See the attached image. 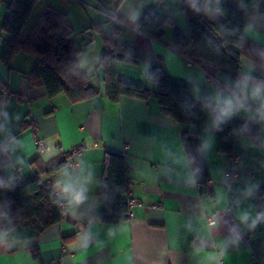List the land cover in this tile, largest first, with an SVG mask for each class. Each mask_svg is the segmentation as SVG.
Instances as JSON below:
<instances>
[{"label": "crops", "instance_id": "1", "mask_svg": "<svg viewBox=\"0 0 264 264\" xmlns=\"http://www.w3.org/2000/svg\"><path fill=\"white\" fill-rule=\"evenodd\" d=\"M10 1L0 0V52L1 26ZM226 1L243 12V36L256 47L260 60L243 57L236 73L191 63L186 53L172 47L171 27L160 40L135 29L151 9L172 16L179 31L186 33L181 0H48L44 4L38 15L46 7L63 11L75 34L98 25L78 38L91 40L80 52L78 65L83 74L93 76L99 94L76 103L63 94L49 98L42 86L29 83L35 57L15 55L11 68L0 61L4 175L13 182L23 181L33 176L34 159L56 161L81 150L78 167H63L52 178L57 182V200L66 206L63 219L41 232L31 224L0 230L4 234L0 264H264V219L252 229L240 221L245 213L250 219L264 213V13L256 11L258 0ZM114 8L122 25L112 26L106 17ZM103 38L135 49L136 64L118 63L120 79L151 90L145 72L158 66L174 84L185 86L193 99L205 102L196 127L206 164L204 185L196 183L183 146L185 126L163 116L154 97L145 101L121 97L117 102L105 97L98 65ZM245 80L248 87L241 91L237 85ZM257 84L261 97L253 99L251 89ZM233 95L244 106L218 118L217 97ZM232 120L250 128L236 136L230 154H223L215 123ZM36 140L47 150L39 151ZM107 154L123 157L128 197L136 202L129 219L120 224L95 220L104 204ZM68 182L85 189L81 204H71L63 193ZM236 230L247 232V240L235 242Z\"/></svg>", "mask_w": 264, "mask_h": 264}, {"label": "trees", "instance_id": "2", "mask_svg": "<svg viewBox=\"0 0 264 264\" xmlns=\"http://www.w3.org/2000/svg\"><path fill=\"white\" fill-rule=\"evenodd\" d=\"M39 1L11 0L7 4V14L1 26L4 39L0 61L11 68V60L15 55L36 57V63L28 74L29 83L42 86L49 98L63 94L70 103H76L98 95L99 89L94 86L93 76L83 74L78 65L80 52L91 43L90 39L79 41L78 38L98 25L75 34L68 28L63 11L46 7L25 35L23 30ZM256 11L264 13V0H258ZM181 13L188 25L184 34L179 31L172 16L151 9L143 14L135 29L151 39L160 40L166 28L171 27V45L177 52L186 53L191 63L210 65L221 71L236 73L241 59L246 56L253 61H260L257 58L259 54L253 50L256 47L250 45L243 36V12L226 0H181ZM113 31L117 33V30ZM97 32L100 33V29ZM103 42L104 50L98 65L103 70L105 97L110 102H117L121 97L144 101L150 96L154 97L163 116L185 126L183 146L196 183L204 185L207 180L206 164L196 127L205 102L193 99L185 86L174 84L158 66L150 67L145 72L146 79L153 85L151 90L140 83L120 79L117 65L121 62L136 64L135 49L119 45L113 38H103ZM261 63L264 64V61ZM249 128L237 120L217 121L215 130L221 153L230 154L236 136L247 133ZM70 158V153L56 161L46 162L36 158L30 164L33 176L19 182H13L12 177L4 175L5 159L0 158L1 231L7 232L14 227L31 224L41 232L63 219L56 196L57 182L52 178L67 166ZM101 195L104 204L95 216L96 221L120 224L129 219L123 157L116 154H107L105 157Z\"/></svg>", "mask_w": 264, "mask_h": 264}, {"label": "clouds", "instance_id": "3", "mask_svg": "<svg viewBox=\"0 0 264 264\" xmlns=\"http://www.w3.org/2000/svg\"><path fill=\"white\" fill-rule=\"evenodd\" d=\"M195 8V5H192ZM237 87L244 91L248 87L247 80L238 83ZM251 97L257 99L261 97V85L257 84L251 89ZM244 101L242 99H237L234 95L223 99L217 97V113L218 118H223L230 115L236 108L243 107ZM264 107V105H262ZM63 193H65L69 202L73 205L81 204L85 199V189L83 187H78L72 182L65 183L62 187ZM264 219V213L258 214L254 219H250L247 213L240 216V221L242 224H246L249 229L255 228L256 225ZM3 233H0V241L3 240ZM239 237L237 236V239Z\"/></svg>", "mask_w": 264, "mask_h": 264}, {"label": "built area", "instance_id": "4", "mask_svg": "<svg viewBox=\"0 0 264 264\" xmlns=\"http://www.w3.org/2000/svg\"><path fill=\"white\" fill-rule=\"evenodd\" d=\"M106 17L109 20V22L112 24V26L123 24L118 17V13H117L116 9H111L108 12V14L106 15ZM35 145L39 151L47 150V148L42 144V142H40L38 140L35 141ZM70 155H71L72 160L68 161L66 167L68 169H74V168L78 167L77 159H79L81 157V150L80 149L72 150L70 152ZM127 204H128L129 210H131V208L136 204V202L133 199L129 198L127 201ZM65 207L66 206L64 203H59V208L62 210V212L65 210ZM213 224H214V221L210 218L209 219V225H213ZM237 236L239 237L238 239H237ZM248 237H249L248 233L243 232L241 230H236L233 233V240L235 242H240V243L244 242L245 240H247ZM253 264H256V263H253Z\"/></svg>", "mask_w": 264, "mask_h": 264}, {"label": "rangeland", "instance_id": "5", "mask_svg": "<svg viewBox=\"0 0 264 264\" xmlns=\"http://www.w3.org/2000/svg\"><path fill=\"white\" fill-rule=\"evenodd\" d=\"M48 0H40L37 5L35 6L34 8V11L32 13V15L30 16V18L28 19L27 23H26V26L23 30V34L26 35V33L29 31L30 27L33 25L35 19L38 17V12L43 8L44 4L47 2ZM76 4V7L79 9H83V7L78 4V3H75ZM58 5H61L64 7V2H60V4ZM86 9V8H85ZM115 9V8H114ZM88 10L87 12L89 13V9H86ZM106 24V23H105ZM28 56H31L30 58H34L33 55H28ZM36 58V57H35Z\"/></svg>", "mask_w": 264, "mask_h": 264}]
</instances>
